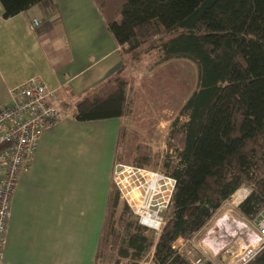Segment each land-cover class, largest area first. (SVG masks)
<instances>
[{
    "label": "trees",
    "instance_id": "1",
    "mask_svg": "<svg viewBox=\"0 0 264 264\" xmlns=\"http://www.w3.org/2000/svg\"><path fill=\"white\" fill-rule=\"evenodd\" d=\"M43 1L0 0L2 17ZM93 2L122 55H154L157 67L185 60L196 68L164 154L139 143L128 157L122 149L128 129L119 133L115 164L175 181L158 238L120 202L112 183L94 264H142L149 257V264H189L174 242L192 237L238 189L249 190L239 206L244 215L253 219L264 210V0ZM129 94L127 80L114 76L82 95L69 115L80 123L126 119L133 114ZM249 264H264V249Z\"/></svg>",
    "mask_w": 264,
    "mask_h": 264
},
{
    "label": "crops",
    "instance_id": "2",
    "mask_svg": "<svg viewBox=\"0 0 264 264\" xmlns=\"http://www.w3.org/2000/svg\"><path fill=\"white\" fill-rule=\"evenodd\" d=\"M2 14L0 5V108L10 105V90L40 76L65 112L40 135L18 180L3 263L94 264L120 129L137 123H80L69 111L88 91L123 77L128 57L93 0H45L10 19ZM33 20L39 25L31 31Z\"/></svg>",
    "mask_w": 264,
    "mask_h": 264
},
{
    "label": "built area",
    "instance_id": "3",
    "mask_svg": "<svg viewBox=\"0 0 264 264\" xmlns=\"http://www.w3.org/2000/svg\"><path fill=\"white\" fill-rule=\"evenodd\" d=\"M38 25V21L33 20L30 30L34 31ZM9 95L10 105L0 108V264H4L6 233L18 180L30 169L40 135L65 115L63 108L55 103V91H51L40 76L31 77L10 90ZM124 166L118 165L115 175L123 171ZM130 168L135 171L132 177L134 184L137 183L131 193H136V199L142 197L141 201L137 199L140 205L136 206L130 199L135 208L129 206V198L115 178L114 184L139 224L159 236L171 205L175 181L159 171ZM237 191L245 192L244 199L248 195L246 188ZM241 202L227 200L222 206L229 209L219 212L221 206L192 237L178 238L174 242L175 253L189 264H249L264 249V210L250 219L237 207ZM233 206L238 208L240 218L233 214L236 211ZM143 207L145 211L140 212ZM144 218L147 219L143 221ZM148 220L158 223L160 229L146 225L144 222Z\"/></svg>",
    "mask_w": 264,
    "mask_h": 264
},
{
    "label": "rangeland",
    "instance_id": "4",
    "mask_svg": "<svg viewBox=\"0 0 264 264\" xmlns=\"http://www.w3.org/2000/svg\"><path fill=\"white\" fill-rule=\"evenodd\" d=\"M127 59L128 66L125 67L122 74L129 84V95L134 104L132 107L133 114L126 120L128 125H133L134 121L137 125L134 129L129 130L130 132L127 131L125 145L122 148L123 153L130 157L136 145L142 143L164 154L170 124L195 87L196 68L185 60H175L157 67L153 64L154 55L150 54H142L138 60L131 57ZM131 117H134L135 120H131ZM118 165L115 164L113 183L115 178L120 189L129 198V206L134 207L132 200H134L136 206L140 205L139 201L142 200V197H138L139 201H137L134 197L136 193H131L137 186V183L134 184L135 181L132 177L135 171L133 168L128 167L130 166L128 163H125L123 171H119L115 175ZM131 177L132 179H130ZM125 179L127 180L124 181ZM239 190H244V188ZM246 193L249 194L248 189H246ZM120 202L128 206L122 194H120ZM239 206L237 207L239 208ZM225 208L229 209L228 206H222L219 212ZM233 208L236 210L233 214L240 218L238 208L235 209V206ZM163 215H165V211ZM134 216L136 217V214ZM150 226L156 230L160 229L156 222H151ZM149 262L150 257L142 264H149Z\"/></svg>",
    "mask_w": 264,
    "mask_h": 264
},
{
    "label": "bare ground",
    "instance_id": "5",
    "mask_svg": "<svg viewBox=\"0 0 264 264\" xmlns=\"http://www.w3.org/2000/svg\"><path fill=\"white\" fill-rule=\"evenodd\" d=\"M245 197L244 193H241V191H238L237 193H235L232 197H231V201H233L234 203H238L241 202V200H243Z\"/></svg>",
    "mask_w": 264,
    "mask_h": 264
}]
</instances>
